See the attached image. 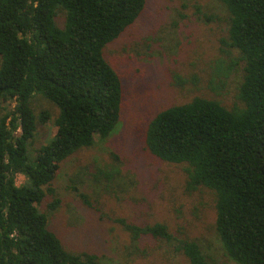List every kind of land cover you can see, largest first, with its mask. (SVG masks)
Instances as JSON below:
<instances>
[{"label": "trees", "instance_id": "obj_1", "mask_svg": "<svg viewBox=\"0 0 264 264\" xmlns=\"http://www.w3.org/2000/svg\"><path fill=\"white\" fill-rule=\"evenodd\" d=\"M218 1L228 11L222 18L228 29L209 86L222 93L241 72L240 103L229 108L195 97L164 108L148 123L146 148L161 160L184 164L189 190L214 191L216 232L231 259L264 264V0ZM146 4L0 0V264H106L95 253L66 247L41 206L47 196L54 198L50 209L59 206L53 183L68 159L118 130L123 83L105 49L140 18ZM36 96L59 110L55 135L39 147H34L38 124L49 113L36 114ZM121 161L111 152L106 164L76 169L69 188L86 204L84 185L127 195L134 184ZM19 174L26 179L21 185ZM116 220L133 241L146 235L175 241L191 264H210L197 241L175 238L164 223Z\"/></svg>", "mask_w": 264, "mask_h": 264}, {"label": "rangeland", "instance_id": "obj_2", "mask_svg": "<svg viewBox=\"0 0 264 264\" xmlns=\"http://www.w3.org/2000/svg\"><path fill=\"white\" fill-rule=\"evenodd\" d=\"M214 15L221 18L210 17ZM227 15L218 0H147L140 18L106 47V58L123 83L119 128L104 142L68 159L53 183L59 206L49 208L52 196L41 206L66 247L95 253L106 264H191L175 249V241L149 235L133 241L116 220L123 218L140 226L164 223L175 238L197 241L210 264H238L217 236L214 191L204 186L189 190L184 164L157 158L145 142L149 121L164 108L195 97L215 99L229 108L240 103L241 72L231 76L222 93L209 86L212 66L222 56L221 40L228 29L222 18ZM33 106L37 115L49 113L47 121L38 124L34 147H39L55 135L59 110L41 96L33 99ZM111 152L120 156L123 174L134 186L118 198L84 185L81 190L90 195V204L84 203L69 188L70 176L96 161L104 164ZM25 180L17 175L18 185Z\"/></svg>", "mask_w": 264, "mask_h": 264}]
</instances>
